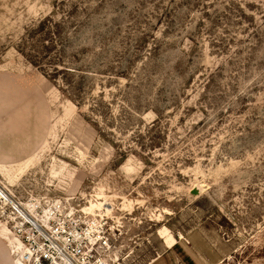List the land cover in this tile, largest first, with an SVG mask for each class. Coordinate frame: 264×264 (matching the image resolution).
Instances as JSON below:
<instances>
[{
  "label": "rangeland",
  "instance_id": "1",
  "mask_svg": "<svg viewBox=\"0 0 264 264\" xmlns=\"http://www.w3.org/2000/svg\"><path fill=\"white\" fill-rule=\"evenodd\" d=\"M23 211L105 264H264V0H0V264Z\"/></svg>",
  "mask_w": 264,
  "mask_h": 264
},
{
  "label": "built area",
  "instance_id": "2",
  "mask_svg": "<svg viewBox=\"0 0 264 264\" xmlns=\"http://www.w3.org/2000/svg\"><path fill=\"white\" fill-rule=\"evenodd\" d=\"M20 232L28 230V235L21 238L25 256L31 264H105L99 253L109 249V240L99 232L93 237L88 230L71 227L65 221L52 222L47 218L40 225L33 219L20 213ZM52 222V223H51ZM25 230V231H27Z\"/></svg>",
  "mask_w": 264,
  "mask_h": 264
},
{
  "label": "crops",
  "instance_id": "3",
  "mask_svg": "<svg viewBox=\"0 0 264 264\" xmlns=\"http://www.w3.org/2000/svg\"><path fill=\"white\" fill-rule=\"evenodd\" d=\"M177 254L172 251H167L150 264H178Z\"/></svg>",
  "mask_w": 264,
  "mask_h": 264
},
{
  "label": "bare ground",
  "instance_id": "4",
  "mask_svg": "<svg viewBox=\"0 0 264 264\" xmlns=\"http://www.w3.org/2000/svg\"><path fill=\"white\" fill-rule=\"evenodd\" d=\"M7 233H8V231H7ZM3 234H4V233H3ZM3 234H2V235H3ZM8 234H9V233H8ZM4 235L6 236L7 234H4ZM2 237H3V236H2ZM3 239H5V238H3ZM21 247H22V245H21ZM18 248H19V247H18ZM19 250H21V251H18V252H19V255H23V252H24V251L22 250V248L19 249ZM14 252H15V251H14ZM17 264H23V263H21L20 261H18Z\"/></svg>",
  "mask_w": 264,
  "mask_h": 264
}]
</instances>
